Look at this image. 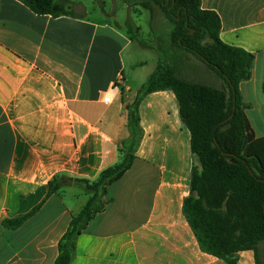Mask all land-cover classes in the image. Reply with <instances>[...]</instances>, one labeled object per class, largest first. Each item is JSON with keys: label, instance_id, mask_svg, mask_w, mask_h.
<instances>
[{"label": "crops", "instance_id": "0c3cea01", "mask_svg": "<svg viewBox=\"0 0 264 264\" xmlns=\"http://www.w3.org/2000/svg\"><path fill=\"white\" fill-rule=\"evenodd\" d=\"M68 7L75 17L0 0V264H55L60 239L88 200L75 180L95 181L121 161L126 106L159 63L158 51L135 41L127 24ZM134 7L131 14L142 15ZM202 8L220 17L224 43L254 55L252 77L239 89L255 135L246 153L264 167V0H202ZM145 50L153 52L148 60ZM176 66L182 79L198 71L225 86L191 53ZM139 113L134 164L108 188L112 201L78 237L72 264H228L201 250L183 212L195 158L175 93L148 94ZM57 176L65 183L48 196ZM37 207L20 227L3 226ZM237 264H257L254 251L239 252Z\"/></svg>", "mask_w": 264, "mask_h": 264}, {"label": "trees", "instance_id": "16d2710c", "mask_svg": "<svg viewBox=\"0 0 264 264\" xmlns=\"http://www.w3.org/2000/svg\"><path fill=\"white\" fill-rule=\"evenodd\" d=\"M38 15L76 16L68 0H18ZM151 15L158 9L171 23L168 43L153 46L141 37L139 28L132 38L143 47L159 53L156 70L127 104L130 137L122 142L119 163L99 175L95 181L76 179L88 196L59 241L55 264H72L78 237L89 222L106 211L112 201L108 188L131 169L143 131L139 107L153 92L172 90L177 98L182 123L191 133L192 167L190 194L183 212L203 252L237 264L238 253L254 251L257 264H264V167L246 149L255 135L246 114L240 84L252 77L254 55L227 45L220 38L221 19L217 13L202 8V0H135ZM171 53V55L169 54ZM191 53L224 81L223 88L192 82L178 76L175 65ZM167 57H170L167 60ZM125 102V93H122ZM66 178L55 177L48 184V196L57 193ZM40 207L13 220L4 227L16 229Z\"/></svg>", "mask_w": 264, "mask_h": 264}, {"label": "rangeland", "instance_id": "374dc122", "mask_svg": "<svg viewBox=\"0 0 264 264\" xmlns=\"http://www.w3.org/2000/svg\"><path fill=\"white\" fill-rule=\"evenodd\" d=\"M70 6L72 9L76 11H80L82 8L83 13L86 17H89L90 19L94 21H103V20H109L112 22V24H119L120 26H125V24L132 23L133 31L135 30V27L139 26L142 28L143 32L141 34V37L145 39L150 44H156L159 43H168L169 35L172 31V25L171 23L164 17V15L157 10V14L151 15V13L139 6L137 9L138 11L142 12V15H136L131 14V11L133 12L135 7L134 5L137 3L135 0H69ZM125 1L128 5H130L131 10L130 13L126 14V8H125ZM126 4V5H127ZM127 29L129 30V27L127 26ZM130 31V30H129ZM131 33V32H130ZM133 33V32H132ZM131 33V34H132ZM151 51L145 50L143 54V59H150L152 56ZM145 54V55H144ZM171 55V53H169ZM136 60V58L134 57ZM170 57H167V60H169ZM127 63V70L130 71L132 68L130 67L131 61L126 59ZM175 68L178 72V67L175 65ZM191 77L193 82H199V83H206L209 86H219V79H217L215 76H212L211 74H202L201 72L191 71ZM178 76L181 78V76L178 74ZM134 94V93H132ZM262 258L264 259V254H262Z\"/></svg>", "mask_w": 264, "mask_h": 264}, {"label": "built area", "instance_id": "2783aa9c", "mask_svg": "<svg viewBox=\"0 0 264 264\" xmlns=\"http://www.w3.org/2000/svg\"><path fill=\"white\" fill-rule=\"evenodd\" d=\"M104 101H105L106 103L110 102V97H105V98H104Z\"/></svg>", "mask_w": 264, "mask_h": 264}]
</instances>
